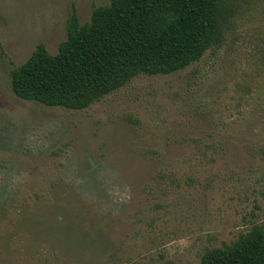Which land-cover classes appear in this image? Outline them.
Wrapping results in <instances>:
<instances>
[{
	"label": "rangeland",
	"instance_id": "374dc122",
	"mask_svg": "<svg viewBox=\"0 0 264 264\" xmlns=\"http://www.w3.org/2000/svg\"><path fill=\"white\" fill-rule=\"evenodd\" d=\"M109 1L0 0V264H198L264 220V0L198 61L87 108L14 94L73 7Z\"/></svg>",
	"mask_w": 264,
	"mask_h": 264
},
{
	"label": "trees",
	"instance_id": "16d2710c",
	"mask_svg": "<svg viewBox=\"0 0 264 264\" xmlns=\"http://www.w3.org/2000/svg\"><path fill=\"white\" fill-rule=\"evenodd\" d=\"M238 3L110 0L94 6L84 23L73 7L57 52L37 44L11 70V89L46 106L87 108L138 75L169 74L198 61L224 41ZM198 264H264V220L231 243L205 250Z\"/></svg>",
	"mask_w": 264,
	"mask_h": 264
}]
</instances>
